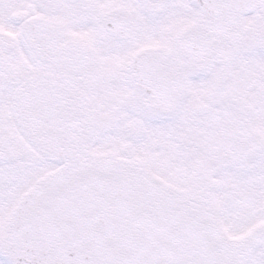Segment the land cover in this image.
I'll use <instances>...</instances> for the list:
<instances>
[{
	"label": "snow or ice",
	"instance_id": "obj_1",
	"mask_svg": "<svg viewBox=\"0 0 264 264\" xmlns=\"http://www.w3.org/2000/svg\"><path fill=\"white\" fill-rule=\"evenodd\" d=\"M0 264H264V0H0Z\"/></svg>",
	"mask_w": 264,
	"mask_h": 264
}]
</instances>
